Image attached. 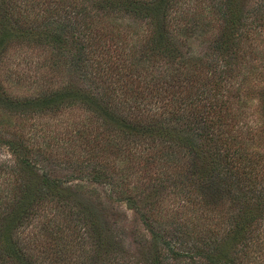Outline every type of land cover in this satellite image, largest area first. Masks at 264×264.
<instances>
[{
	"label": "trees",
	"instance_id": "1",
	"mask_svg": "<svg viewBox=\"0 0 264 264\" xmlns=\"http://www.w3.org/2000/svg\"><path fill=\"white\" fill-rule=\"evenodd\" d=\"M204 3L0 0V56L62 75L29 97L0 84L18 121L0 136V264H264V77L246 84L242 18ZM210 18L204 58H185ZM66 114L60 158L56 135H23Z\"/></svg>",
	"mask_w": 264,
	"mask_h": 264
},
{
	"label": "rangeland",
	"instance_id": "2",
	"mask_svg": "<svg viewBox=\"0 0 264 264\" xmlns=\"http://www.w3.org/2000/svg\"><path fill=\"white\" fill-rule=\"evenodd\" d=\"M192 3V0L190 1ZM207 3L213 4L215 7H220L221 10H225L228 13L233 14L236 17L242 19L239 20V29H241L239 51L237 58H239L243 65V73L247 76L249 74L252 82L248 79V87H256L260 79L264 77V0H205ZM204 8V5H201ZM194 7H198L196 4L190 5V9L193 11ZM208 33L204 38L196 37V40H189L187 43L190 45L191 52L189 56L185 58H204L203 53L207 52L209 46L213 43V38L217 35V31L220 29L221 24L214 18L209 22ZM219 28V29H218ZM210 32V33H209ZM43 57H40L37 52L19 48V46H12L7 48L0 56V84L2 88L6 89L7 94L12 98L29 97L33 95L37 90H50L56 88L62 84V75L60 78H53L47 74L46 70L36 69V62ZM253 106V102L248 103V106ZM2 108V107H0ZM77 120H71L69 115H60L54 118V120H46L41 118H35L25 121L23 127V135L35 138L37 142H41L40 138L44 136L56 135L58 137V148L53 151L54 154H58L60 158L63 148L67 145L62 143L63 135L66 131L74 129L71 122ZM13 116L7 115L4 110L0 112V136H7L10 132L16 130V123ZM20 125V124H19ZM71 125V128H69ZM53 132V133H52ZM70 135L64 136L63 139ZM11 156L6 149L0 148V161L10 160ZM96 189L97 193H100L101 187L92 185L89 186L87 191ZM125 204H116L115 208L120 209L127 218L131 220V211L125 208ZM105 208L110 213V205L105 204ZM110 218V217H109Z\"/></svg>",
	"mask_w": 264,
	"mask_h": 264
}]
</instances>
